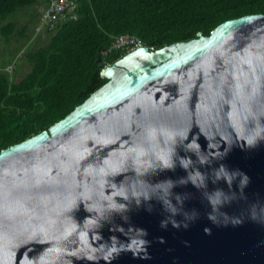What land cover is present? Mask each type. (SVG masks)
<instances>
[{
  "label": "water",
  "instance_id": "95a60500",
  "mask_svg": "<svg viewBox=\"0 0 264 264\" xmlns=\"http://www.w3.org/2000/svg\"><path fill=\"white\" fill-rule=\"evenodd\" d=\"M101 75L0 151V264H264V14Z\"/></svg>",
  "mask_w": 264,
  "mask_h": 264
},
{
  "label": "trees",
  "instance_id": "16d2710c",
  "mask_svg": "<svg viewBox=\"0 0 264 264\" xmlns=\"http://www.w3.org/2000/svg\"><path fill=\"white\" fill-rule=\"evenodd\" d=\"M47 4L0 0V49L17 43L1 68L16 61V70L21 50L29 65L21 79L15 70H0V151L47 130L103 86L102 69L129 52L113 48L115 37L131 34L158 49L209 35L227 19L264 14V0H79L78 18L62 22L36 46L38 8ZM28 9L32 18L21 25L18 15Z\"/></svg>",
  "mask_w": 264,
  "mask_h": 264
},
{
  "label": "built area",
  "instance_id": "2783aa9c",
  "mask_svg": "<svg viewBox=\"0 0 264 264\" xmlns=\"http://www.w3.org/2000/svg\"><path fill=\"white\" fill-rule=\"evenodd\" d=\"M79 0H48V4L41 13V18L37 24L31 42L35 41L39 36L47 34L49 31L56 30L60 24L66 20L78 18ZM143 41L131 34H121L115 37L113 48H126L129 51L143 46ZM16 61L0 68L13 74Z\"/></svg>",
  "mask_w": 264,
  "mask_h": 264
},
{
  "label": "rangeland",
  "instance_id": "374dc122",
  "mask_svg": "<svg viewBox=\"0 0 264 264\" xmlns=\"http://www.w3.org/2000/svg\"><path fill=\"white\" fill-rule=\"evenodd\" d=\"M44 8H42L41 6L38 8L39 12H42ZM22 10V9H21ZM33 10L31 9H28V10H24V11H21L18 15V19H19V23L21 25H25L26 22L28 20H30V17H31V12ZM32 18V17H31ZM33 29H34V26L32 24H29V29L27 31V34H31L33 32ZM46 35H41L39 36L37 39H36V42L35 45L38 46L40 45L41 43V40H43L44 38H46ZM18 39L20 40V42H23L24 41V38L23 37H18ZM17 44L16 42L12 43L11 45L8 46V49H5V47L2 45L1 49H0V68H1V64L4 60H6L8 57H9V53L12 52L13 50V46ZM25 49V48H23ZM23 59H24V51L21 50L19 53H18V65L16 66V73H17V77L18 79H21L28 71H29V65L28 63L26 62H23Z\"/></svg>",
  "mask_w": 264,
  "mask_h": 264
}]
</instances>
